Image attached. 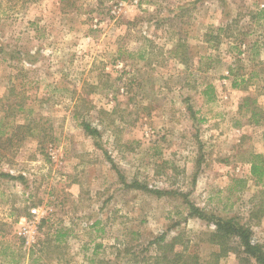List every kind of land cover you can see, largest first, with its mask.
Segmentation results:
<instances>
[{
  "label": "rangeland",
  "instance_id": "obj_1",
  "mask_svg": "<svg viewBox=\"0 0 264 264\" xmlns=\"http://www.w3.org/2000/svg\"><path fill=\"white\" fill-rule=\"evenodd\" d=\"M260 154L264 0H0V264H243L190 203L264 244Z\"/></svg>",
  "mask_w": 264,
  "mask_h": 264
},
{
  "label": "trees",
  "instance_id": "obj_2",
  "mask_svg": "<svg viewBox=\"0 0 264 264\" xmlns=\"http://www.w3.org/2000/svg\"><path fill=\"white\" fill-rule=\"evenodd\" d=\"M177 52H179V50H177ZM189 53L188 45H186V54L184 52V56H186L184 58H186L187 66L189 63ZM214 88V85L207 83L203 92L213 97ZM252 112V117L256 118L257 113L255 111ZM255 122H260V119H256ZM86 128H91V125L86 124ZM251 173L256 177L258 184H260L259 194L255 196L256 202L251 210V218L257 219V223H260V220L264 216V154L257 155V158L252 161ZM3 175L11 176L5 173ZM134 187L148 190V187L138 181H134ZM154 192L157 194L164 193L160 190ZM190 208L191 215L194 214L214 223L215 229L208 233V240L210 243L219 246V251L215 253V258L217 260L222 256H227L230 252H236L238 255L240 253L245 254L243 256L239 255L243 264H248V262L251 263L252 259H255L258 264H264V244L253 239V230L250 227L251 224L241 223L235 218H222L214 214L207 215L194 203H190ZM179 239L180 236L167 239L165 234L156 237L152 243L157 246L158 253L151 257L153 260L152 264H196L198 262V257L185 253L188 249L187 243L184 245L183 250L175 251L176 244L180 242ZM31 249L33 252L34 246H32Z\"/></svg>",
  "mask_w": 264,
  "mask_h": 264
}]
</instances>
